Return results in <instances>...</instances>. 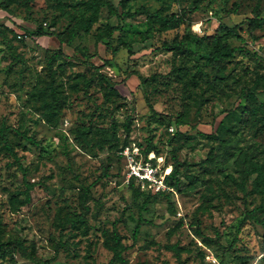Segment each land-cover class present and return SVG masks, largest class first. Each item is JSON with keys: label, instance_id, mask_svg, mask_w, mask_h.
Segmentation results:
<instances>
[{"label": "rangeland", "instance_id": "374dc122", "mask_svg": "<svg viewBox=\"0 0 264 264\" xmlns=\"http://www.w3.org/2000/svg\"><path fill=\"white\" fill-rule=\"evenodd\" d=\"M257 2L262 16L264 0H201L184 23L161 29L160 19L193 0H104L84 29L92 0H0V129L21 165L0 138V240L16 244L0 246V264H106L113 226L126 246L116 264H264V226L242 222L264 205V191L250 192L258 172L247 170L264 164V20L247 29ZM138 7L122 19L112 12ZM118 22L111 43L127 42L131 52L103 43ZM38 27L62 31L65 57L51 59L55 35L24 30ZM187 32L227 35L222 42L238 49L215 67L205 57L209 38L187 42L186 53L160 48ZM91 63H105L103 78ZM241 85L253 96L235 100ZM149 140L161 170L179 159L168 195L126 180L119 148L136 142L144 150ZM25 180L34 184L20 203ZM87 185L85 220L70 225ZM255 213L264 219V210Z\"/></svg>", "mask_w": 264, "mask_h": 264}, {"label": "trees", "instance_id": "16d2710c", "mask_svg": "<svg viewBox=\"0 0 264 264\" xmlns=\"http://www.w3.org/2000/svg\"><path fill=\"white\" fill-rule=\"evenodd\" d=\"M127 1L130 0H119V3L121 5H125V3ZM201 0H193L192 5L190 6L189 9L184 10L179 16H175V15H170L169 17H165L163 19H160V28L161 29H165V28H170V27H178L179 25H181L182 23H184L187 20V13H191L194 10L197 9L198 7V3ZM104 2V0H92V3L90 4L91 8H92V12L90 14V16L88 18L82 19V26L84 29H88L89 26L95 22L98 19V15H99V8H100V4ZM8 3V2H7ZM6 4V3H5ZM258 2L255 4V6L253 7V10L256 12L255 16H249L248 17V21H247V29L249 32H252V30L256 27L260 26V22L262 20H264V15L260 16L258 11ZM187 11V13H186ZM113 14L115 16H117L119 19H122V14L125 16H133L135 14H139L142 13V8L138 7L136 8L134 11H122V13H118L116 9L112 10ZM185 12V13H184ZM153 16V15H151ZM123 27V22L120 23L118 22L117 24H110L108 25V40L106 42H103L106 47L111 48V50L113 52H118L120 49H126L128 52H131V46L129 43L127 42H120L117 45L113 46L111 43V36H112V32L114 30L117 29H122ZM25 32H27V34L31 35V36H42V35H55L58 39L60 44L58 45L57 49L53 50L52 55H51V59H54L55 56L59 55L62 57H65L66 54L62 51L61 48V43L63 41L62 39V31H45L43 28L38 27L35 30H27L24 29ZM208 35H199L197 33H191V32H187V33H183L181 35L179 34H175L172 39L170 41H166L164 40L161 44L162 49L166 50V51H171L172 53H186L189 52L191 49L190 47H188L186 45L187 42H190L192 39H196V40H205ZM227 35H216V36H212L211 38V42H214L213 44V48L206 54V60L213 66H217V61L220 58H225L227 56L232 55L237 49L238 46H230L228 43L226 42H222V40H224L226 38ZM101 42V39L98 35H96V39H95V47L98 45V43ZM244 51H246V49H243ZM92 67L95 70V73L103 78V73L100 72V68L103 66V64L101 65H95L93 63ZM134 72V71H133ZM137 76L139 78H142L140 74L136 73ZM248 94H251L253 96V91L245 86V85H241L239 87V89L236 91V95H235V100L240 99L242 97L247 96ZM148 105H149V109L151 110L152 114H157L159 116H161L162 113L158 112L153 105L150 103L149 100H147ZM225 107L223 109H221V111L219 112V114H227L233 107ZM168 117L170 119H175L177 117V115H168ZM220 120V119H219ZM221 121V120H220ZM219 121V122H220ZM176 124H179L180 121L176 120L175 121ZM219 124V123H218ZM218 125L215 128V131L217 130ZM0 138L4 141V144L6 145L7 150L10 152V154L14 157V161L17 162V164L19 166V160L17 155L15 154V152L13 151V149L11 148L7 135L0 129ZM125 144L121 145V147H123ZM120 147V148H121ZM119 148V149H120ZM153 148V144L152 141L149 140L146 149L142 150L143 153H147L148 151L152 150ZM178 164H179V159L176 155H174V161H173V165L171 168V176L177 174L178 172ZM263 166L264 164L260 165L258 163H250L247 170L248 171H252V170H257L258 172V177L255 180V184L253 185V187L250 189V192H263L264 191V172H263ZM130 182H134L133 179H130ZM168 182L172 185L175 184V180L174 179H169L168 178ZM33 182L32 181H28L25 180V189L22 190V193L24 195L23 199H17L18 202L23 203L29 200L30 197V189L33 186ZM175 186V185H174ZM260 186V187H259ZM136 188H132V191L135 192ZM88 191H89V186H84L83 190H82V194H81V201H82V211L77 213L74 216L68 217L65 219V222L73 225V226H77L78 223L84 222L85 220V214L87 213L89 206L87 204V197H88ZM156 194H163V195H168L169 193H156ZM148 201V197H145L144 201L142 202L140 209H145L146 208V203ZM263 211L264 210V205H258L253 207V209L251 210H247L245 212L244 218L242 222H245L247 220H251V221H255L257 223H260L261 225L264 226V219L259 217L255 211ZM142 225V218L139 217V219L137 220V222L135 223L133 230H132V238L133 240L136 239L138 233H139V229ZM121 238L122 235L119 233V231L117 230V228L115 226H113L112 231H111V240L107 241V246L109 247V249L112 252V256L110 258V260L106 263V264H116L117 261H122L123 260V251L126 249V246L122 244L121 242ZM0 246H12L15 247L16 244L13 241L10 240H0ZM20 244H17V251L20 250ZM31 258L29 259L30 263L33 264H48L50 263L53 258H48V259H34L32 257H28Z\"/></svg>", "mask_w": 264, "mask_h": 264}, {"label": "built area", "instance_id": "2783aa9c", "mask_svg": "<svg viewBox=\"0 0 264 264\" xmlns=\"http://www.w3.org/2000/svg\"><path fill=\"white\" fill-rule=\"evenodd\" d=\"M124 161L126 180L133 179L139 186L151 189L154 193L175 192L174 186L168 182L170 168L163 170L154 161V152H142L136 143H128L118 151Z\"/></svg>", "mask_w": 264, "mask_h": 264}]
</instances>
